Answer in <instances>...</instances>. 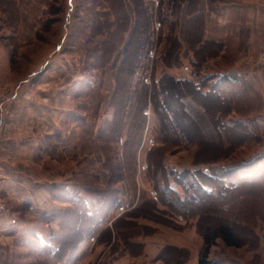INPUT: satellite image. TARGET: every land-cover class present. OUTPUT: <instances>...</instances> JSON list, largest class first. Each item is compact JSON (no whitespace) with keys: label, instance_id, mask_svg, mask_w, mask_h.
Returning <instances> with one entry per match:
<instances>
[{"label":"rangeland","instance_id":"374dc122","mask_svg":"<svg viewBox=\"0 0 264 264\" xmlns=\"http://www.w3.org/2000/svg\"><path fill=\"white\" fill-rule=\"evenodd\" d=\"M68 1L0 0V123L2 119H21L25 103L29 102L31 106L34 103V98L26 99L28 94L33 97L34 94L39 96V92L43 90L48 92L54 75H50L52 68L47 64L49 58L59 61L62 57V65L70 60V63L75 61L73 65L78 66L82 60L81 78L82 81H89V85L82 89L79 87L80 90L73 92L75 105L68 134L73 144L66 145L68 156L62 152L64 149L60 136L52 134L38 144L30 145L34 157L31 163L25 165L21 175L4 177L11 183L8 185L10 192L6 230L2 231L0 228V264H62L45 255L42 248V245L49 243L52 232L58 229L57 223L47 222L50 213L61 212L70 207L69 203L56 200L53 196V192L62 193L59 192L61 188L69 187L66 190L68 194L74 188L84 193V187L95 190L109 187L118 190L122 199L119 207H125V211L121 212L119 207L114 209L113 219L107 220L112 223L114 217L128 213L143 200L157 198L155 187L163 184L165 180L174 185L176 174L183 170L205 171L210 165L211 174L218 172L219 168L227 170L242 167L251 163L253 158L264 155V0H197L193 9H205V19L203 12L201 16H191L192 12H187L185 7L175 11L174 15H167L166 9L171 0L164 1L163 9L160 7L161 0H145L144 8L146 7L152 17L153 23L157 21L161 27L156 30L153 24L151 33L148 34L150 48L153 47L155 57L153 60L146 58L141 64L144 65L142 69L136 70V87L133 86L134 81L126 78L127 74L125 76L124 71L118 67L119 59H124L123 54L128 43L136 46L141 40L139 36L130 38L135 25V8L131 6L130 13L126 11L130 16V23L126 26L127 30H124L120 28L119 22L116 25L117 20L124 16L123 6L119 2L111 1L108 6L106 0V10L101 13L103 7L100 4L103 0H74L72 7ZM213 9L216 14H209L208 10L213 12ZM97 13L100 15L97 16ZM214 29L216 37L222 39H211L215 37ZM204 30L208 39L198 45V39L202 38ZM175 39L179 40L178 48H173ZM79 40L83 44L81 42L76 45ZM145 40L143 39L144 42ZM195 61H201V66H194ZM45 66L48 67L43 73H39ZM223 73L242 75L248 83L238 84L235 90L240 91L242 86L244 94L240 99L234 97L231 105L216 103L213 98L201 99L197 96L199 103L206 107H198L194 103V108L190 104L185 106L183 102L187 99L186 93L191 91H186L184 84L175 85L171 82L172 79H168L172 76L177 79H198L200 82L206 80L207 83L208 77ZM41 75L44 76L43 79ZM107 75L112 76L116 85L111 95L108 91L109 84L102 91H95L103 86ZM146 78L151 83H146ZM166 79V88L170 93L160 97L176 115L173 128H163L152 99ZM40 81L49 84L38 87ZM77 82H80V78ZM124 83L125 90L121 88ZM17 85L21 86V92L27 94L25 97L22 95L18 107L9 113L5 102L16 93ZM127 87L136 90L131 91ZM146 98L147 102L144 103ZM38 102L39 100L36 103ZM36 106L32 107L39 112L35 122H47L46 117L50 113L44 111L45 107H40L39 104ZM188 108L197 109L204 122H212L216 128L226 123L234 125L238 121L254 124L255 129V125L259 124V137L256 136L255 129L250 134H244L238 126L229 128L221 138L214 134L209 135L211 138H206L193 122L186 110ZM109 111H113V115ZM219 111L222 113L219 114ZM77 121L80 122L79 125L90 121V126L84 132L88 137L85 140L88 147L83 149L84 153L81 152L80 144L75 142ZM109 123L114 129L110 134ZM19 126L22 127L21 124ZM19 126L17 129H20ZM163 129L165 136L161 133ZM118 130L120 132L116 134ZM172 130L175 134H169ZM1 136H7L3 129L0 130V148H5L3 151L8 146H15L6 145V138ZM244 138L248 142L240 145ZM230 143L233 145H229ZM53 153L57 157L52 156ZM0 161L2 163L3 160ZM257 164L250 170L232 176L231 181L241 184L259 180L264 170L258 172V168L261 169L260 165L263 166L264 161ZM14 167L19 165L15 164ZM161 168L167 174L164 181ZM21 179H25V186L34 183L40 185L39 188L48 186L45 194L35 195L36 208L21 200V193L17 191ZM175 187L182 190L180 186ZM246 189L249 190V198L246 199H255L250 194L252 189ZM152 192H156V195ZM88 197L92 199L91 195ZM261 212L264 216L263 208ZM178 217V221L185 225L187 239L175 232L180 237L167 235L166 240L188 244L196 250L203 241L202 235L195 231L198 218L184 222L183 217ZM249 217L253 219L251 215ZM252 221L256 235L251 237L254 239V247L226 246L218 239L211 248V257L240 264H264V220L254 218ZM142 223L148 225L147 232L151 234L160 230L157 227L159 224L155 222L142 220ZM203 223L208 225L205 221ZM101 231L102 229L88 239L87 243H92L90 249L86 248V244L81 246L71 261L63 264H100L107 261V258L104 260L105 257L100 256L103 247L100 245L97 248ZM244 236L245 239L250 236L246 228L243 231ZM92 237H95V241H92ZM119 245L122 247V242ZM197 256L195 255L190 264L198 263Z\"/></svg>","mask_w":264,"mask_h":264},{"label":"trees","instance_id":"16d2710c","mask_svg":"<svg viewBox=\"0 0 264 264\" xmlns=\"http://www.w3.org/2000/svg\"><path fill=\"white\" fill-rule=\"evenodd\" d=\"M107 1L108 6L111 1L113 3L119 2L123 6L124 16L117 20L116 25L118 26L119 22L120 28L127 30L126 26L130 23V16L125 10L124 0ZM164 1L165 0H161L160 2L161 9H163ZM196 1L197 0H171L166 9L168 11L167 15H174L175 11L178 9L180 11L183 7L186 8L187 12H194L196 9H193V6L196 4ZM103 4L104 3L101 1L100 5H102V7ZM144 4L145 0H131V5L133 9L135 8L134 14L136 15V19L130 38L134 39L136 36H139L141 40L136 46L131 45V42L128 43L123 54L124 59L119 66V68H121L120 70L124 71L125 76L127 74L126 78L130 81L136 77V70L138 68L142 69L144 66H141V64L146 60L147 52L150 48V37L148 34L151 33L153 19L148 14L146 7L144 8ZM111 8L112 7H110V9ZM104 12L105 10H102L101 13ZM99 15L100 14L97 13V16ZM113 15L116 16L115 13ZM165 20H167V17ZM143 39H146V43ZM178 42L179 40L175 39L173 48L179 47ZM173 48L171 49L173 50ZM203 48L204 47H202V49ZM201 64V61H195L193 63L194 66H201ZM141 78L143 79V76ZM168 79H172L171 82L175 85L184 84L186 91L188 89L191 91L190 93H186L187 99H185L186 101L183 102V104L185 106H189L190 104V107L193 108L195 106L206 107L202 103H199L200 99H197V96L201 99L213 98L216 103L231 105L235 100L233 99L234 97L240 99L244 94L242 86L240 87V91L238 89L235 90L238 84H248L246 79H243L242 75L234 73H223L215 75L212 78L208 77L207 83L206 80L200 82L198 79H177L172 76L168 77ZM168 79H166L164 83H161L156 94L154 93L156 96L152 97L156 106V113L164 126L163 128L166 126L173 128L174 123H176V115L173 111L168 109V104L160 97L163 95L168 96L170 93L169 89L166 88ZM87 84L89 85V81L86 82V85ZM125 86L126 84L124 83V87L121 88L125 90ZM128 88L129 87H127V89ZM144 94H146V91ZM146 102L147 98L144 103ZM193 103L196 105L194 106ZM193 108H188L186 110L193 118V122L196 123L197 127L203 131L206 138H211L209 137L210 134L219 135V138H221V135L225 136L229 128H236L238 126L242 132L244 131V134H248L255 129L254 124H252V126L251 124L243 123L244 121L235 122L233 123L234 125L226 123L222 125V127L219 126L216 128V125L212 122H204L202 114H200L197 109L194 110ZM221 113L222 111H219V114ZM112 121L113 119L110 122ZM108 126L110 127L108 128V133H113V125L109 123ZM255 126L257 127L255 129L257 132L256 136H258L259 130L261 131L259 128L260 125L256 124ZM118 132H120V130L115 133L118 134ZM161 133L165 136L164 129ZM169 134H175V131L172 130ZM165 142L164 140L163 143ZM246 142H248V139L244 138V140H241L240 145ZM222 144H224V142ZM229 145L233 144L230 143ZM261 161H264V155L253 158L251 163L244 164L242 167L227 170L219 168V173L213 172L211 174L209 173V171L212 170L210 165H208L205 171L183 170L181 173L176 174L177 177L174 181V185L180 186L182 190L177 189L168 180H165L167 174L165 169L161 168V175L163 176V181H165L163 184L155 187L157 190V198L143 200L138 206L128 211V213L119 216L113 222L112 229L106 228L102 229L100 232L98 238L100 244L108 245L115 239L111 247L110 257L107 258V261L100 264H112L119 256H116V254L120 253L121 248L119 240L122 242V248L125 250L128 249L133 253L141 252L143 245L130 241L132 236L139 234L143 229L148 231V227L144 228L137 222L138 218H146L175 229L183 230L185 225L178 221V216H182L184 222L198 218L196 230L202 235L204 246L197 264H240L236 261L226 262L223 259L212 258L211 248L218 239H221L226 246H255L253 245L254 239H251L252 235L256 237L252 220L254 218L264 220V216L261 212V208L264 209V171L260 179L255 182L234 184L231 178L239 174V172L250 170L255 163L259 164ZM246 188L252 189L250 194H252L255 199H246L249 198V190ZM67 189H69V187L61 188L59 192L62 193H58L59 195L53 192V196L56 200L69 203L70 207H67L61 212L50 213L47 222L57 223L58 229H55L50 235L49 243L42 245L45 255L54 259L56 263L62 262V264L71 261V258L75 256V253L80 247L85 244L93 234L101 229L99 227H101L104 220L110 217V212L114 211V209L118 208L122 203L119 191L109 187L100 190L84 187V193H86V195L83 191H79L78 188L72 189L70 194H68L66 191ZM87 194L91 195L93 200L89 199ZM159 205L162 206L159 207ZM92 207L95 209H92ZM233 213L235 215H233ZM231 214L232 216H230ZM250 215L253 219L249 217ZM205 216L209 218H204ZM204 221L207 222V226L203 225ZM245 228L248 230V233H250V236L246 239L245 236L243 237ZM189 257L190 252L188 250L170 246L166 247L161 254V258H163L167 264H184Z\"/></svg>","mask_w":264,"mask_h":264},{"label":"crops","instance_id":"0c3cea01","mask_svg":"<svg viewBox=\"0 0 264 264\" xmlns=\"http://www.w3.org/2000/svg\"><path fill=\"white\" fill-rule=\"evenodd\" d=\"M73 1L74 0H69V4H71L70 7L73 6ZM106 0H103V10L104 8H106V4H105ZM80 2H82V0H80ZM201 5V3H200ZM124 6H125V10L128 11L130 13V11L132 10V5L130 3V0H124ZM206 6V5H204ZM199 7V6H198ZM209 7V6H208ZM113 8V7H112ZM111 8V9H112ZM106 10V9H105ZM215 9L212 10H208L209 14H214ZM204 13V19L206 16V10L203 9V11H199L198 9L194 10V12H192L191 16L194 15H198L201 16V13ZM216 14V13H215ZM211 16V15H210ZM215 16V15H214ZM188 17V15H187ZM189 18V17H188ZM198 31L200 32V28L198 29ZM216 29L213 30V33H215V37L211 38V39H215L218 38L217 33L215 32ZM211 33H212V27H211ZM220 39H222V37H219ZM218 38V39H219ZM207 33L205 35V30H204V34L202 36V38L198 39V45L202 44L203 41L207 40ZM210 39V40H211ZM78 40V39H77ZM72 42V41H71ZM83 44V41L79 40L76 42V45H79V43ZM64 44V41L62 43V45ZM83 46V45H82ZM62 58V57H61ZM59 61L56 60V58L54 59H48L47 64L51 66L52 70L50 71V75L51 73L54 74L52 76L51 82L48 88V92L41 91L39 92V96H37L36 94L33 95V97H31L29 94L27 95L26 99L29 100V98H34V103L31 104L29 102L25 103L24 105V109L22 111V116L21 119L18 121V119H10L8 121H5L2 119L1 123H0V130L3 129V133L5 135V133L7 134V136H1L2 138H6L5 142L6 145H15V146H8L6 151L5 148H0V159L3 160L2 163L0 161V228L4 230H6V220L8 219V208H7V202H8V192H10L8 185L11 183L9 182V179H4L7 178V176H11L13 175H21L23 170H25V165L28 163H31L33 160V155L34 152H31L30 149V145H36L39 142H41L43 139H45L47 136H52V134H58V136H60L61 141L63 142L62 147H63V151L65 153V155H67V146L68 144H73V141L70 140V136L69 134V126L71 124H69L70 122V117L72 116L73 112H74V90H78L79 87L80 89H82V87L86 86V80L81 78L82 74H80L81 69H80V65L83 64V61H80V65H73L72 61L70 63L69 61H66V65H62V61L63 59H61ZM98 58V57H97ZM123 61V58L119 59L118 62V67L121 65ZM79 62V61H78ZM48 66L43 67L39 73H43V70H45ZM58 75V78H57ZM42 76V75H41ZM40 76V77H41ZM44 76H42L41 78L43 79ZM80 78V82L76 83V81H78V79ZM180 78V77H179ZM134 81V82H133ZM133 82V86H137L136 85V77L133 78L132 80ZM45 84H49L48 83H44V81H40L39 86L38 87H42V85L45 86ZM108 86V91H109V95H111L113 93V91L116 88L115 82L114 80H112V76H106L105 82L103 84L102 87L99 86V88H97L95 91H102L103 89L106 88L107 85ZM18 87H16V93L13 95V97L11 99H7V101L5 102V106L8 107V112L12 113L14 112L15 107H18L19 104V100L20 98H23V94L24 97L25 92H21L19 90V88H21L20 85H17ZM119 86V85H118ZM104 87V88H103ZM122 87V86H121ZM76 88V89H75ZM103 88V89H102ZM79 89V90H80ZM101 89V90H100ZM128 90H136L135 89H129ZM109 97V96H108ZM107 97V98H108ZM106 98V99H107ZM13 100V101H12ZM37 100H39V102H43V103H36ZM32 102V101H31ZM36 104L40 105V107H45L46 110H44L45 112H49L50 114L48 115V117H46L47 122H35L37 121V114H39L38 109H33L32 107H37ZM43 105V106H42ZM9 107H12L9 109ZM106 107V106H105ZM110 114L113 115V111H109ZM14 119V120H13ZM16 122V123H15ZM22 125V127H20V124ZM79 121H77V125L78 128L76 130V139L75 142H77L78 144H80V147L82 149L81 152L84 153L83 149L85 150L86 147V139L88 137L87 133L84 134L85 129L88 128L90 126V121L84 122L82 125V123L79 125ZM86 123V124H85ZM18 126L20 127V129H17ZM98 126L97 125V130H98ZM17 129V130H16ZM27 129V130H26ZM9 130V132H8ZM90 136V134H89ZM94 136H96V131L94 133ZM95 138V137H94ZM86 152V151H85ZM90 152V151H89ZM52 156L57 157L55 155V153L52 154ZM68 156V155H67ZM68 158V157H67ZM15 164H18L19 167H14ZM260 168H258V172H261V170H264V165L261 166ZM17 169V170H16ZM21 183H19L18 185V189L17 191H19L21 193V200L24 203H28L30 204L32 207L37 206L36 202H35V195L39 194V193H46V190H48V186H43L39 188L40 185H38L37 183L35 184H31V186H25V179H21ZM113 211L110 212V217H108L106 219V221L108 219H113L112 216ZM117 218L114 217L113 222L116 220ZM142 220H149L146 218H138L137 222L142 226V227H146L148 225H145L142 223ZM24 222V220H22ZM104 222L105 224L101 226V229H106V228H111L112 229V225L113 222L110 224L107 222ZM151 221V220H149ZM154 222V221H152ZM157 223V222H155ZM159 224L157 227L160 229L157 233L153 232L154 234H151L149 232H147L146 230H142V232H140L139 234H136L134 236H132L130 238V241L135 242V243H141L143 246L141 248V252L140 253H133L130 250H125L124 248H120V253L116 254L119 255L112 264H167L165 262V260L163 258H161V254L162 251L166 248V247H175L178 249H186L190 252L191 258H189L184 264H190L191 260L195 257V255L197 256V259L199 260L200 258V254L202 251V247L204 245V239L202 241V243H200L196 250H194L193 248H191L188 244H177L175 242H168V240H166L165 236L167 235H171L174 237H180V235H178L177 233L182 234V236L185 238L186 237V229H183L182 231L179 229H175L173 227L164 225V224ZM173 230V231H170ZM195 231L198 235H200L196 228ZM177 232V233H175ZM201 236V235H200ZM202 237V236H201ZM187 239V237H186ZM185 241V239H183ZM98 241V240H97ZM115 239L113 240L112 243L110 244H100L99 241L97 242V248L99 247H103L102 250V254L100 255L102 258L105 257L104 260H106V258L110 257V252H111V247L112 244L114 243ZM119 242H121L119 240ZM187 242V241H186ZM86 244V248L91 247L92 243H85ZM83 244V245H85ZM96 247V244L93 243ZM82 245V246H83ZM101 245V246H100ZM89 246V247H88ZM152 247V248H151ZM83 249V250H86ZM88 250V249H87ZM102 260V259H101ZM197 264V263H196Z\"/></svg>","mask_w":264,"mask_h":264},{"label":"built area","instance_id":"2783aa9c","mask_svg":"<svg viewBox=\"0 0 264 264\" xmlns=\"http://www.w3.org/2000/svg\"><path fill=\"white\" fill-rule=\"evenodd\" d=\"M153 1L157 2L158 0H153ZM153 24H154V28L156 30H159V28L161 27L160 23L157 21H155ZM154 57H155V51H154L153 47H151L148 54H147V58H149L148 60H153ZM145 80H146V83H151V80L149 78H146ZM152 194H154V196H155L156 192H154V193L152 192ZM119 209L121 212L125 211V207H123V206L119 207ZM178 218L182 219V217H178ZM91 239H92V241H95V237H92Z\"/></svg>","mask_w":264,"mask_h":264}]
</instances>
